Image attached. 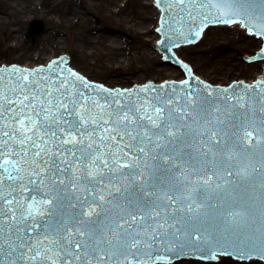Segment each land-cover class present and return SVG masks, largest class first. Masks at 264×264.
<instances>
[{
    "label": "snow or ice",
    "instance_id": "obj_1",
    "mask_svg": "<svg viewBox=\"0 0 264 264\" xmlns=\"http://www.w3.org/2000/svg\"><path fill=\"white\" fill-rule=\"evenodd\" d=\"M158 2L181 23L264 35V0ZM11 71L21 75L0 76V264L264 255V89L141 96L70 69L59 79Z\"/></svg>",
    "mask_w": 264,
    "mask_h": 264
},
{
    "label": "water",
    "instance_id": "obj_2",
    "mask_svg": "<svg viewBox=\"0 0 264 264\" xmlns=\"http://www.w3.org/2000/svg\"><path fill=\"white\" fill-rule=\"evenodd\" d=\"M158 5L162 8L163 12L160 19L161 27L158 28L159 32L162 34V39L157 44L156 48L166 53L167 60H172L174 64L179 65L184 69L187 75V79L185 80H171L161 84L147 82L143 85L135 84L130 89H123L120 87L111 89L103 84L88 80L75 69L71 68L67 64L68 58H66V56H60L59 58H54L57 56H53L52 58L54 59L49 63L48 66L41 65L35 67L34 69H30L29 65H27L28 68H23L17 64L2 66L0 67V70L3 71H0V76L15 75L18 77L21 75L20 72L13 74L11 71L13 68H16L25 70V72L34 73V76L30 77V79L48 77L59 79L62 77H67L68 72L66 70L70 69L72 72L84 77L91 85H102L103 88L107 89L109 92L114 93L116 91H131L138 92L141 96H151L153 94L152 89H156L157 91L163 89L164 92H169L170 94L174 91L177 95V98L186 95L188 92H191L193 96L199 93H206L212 97L223 98L225 96H244L246 98L248 95L254 96L264 89V84L261 83L264 81V76H260L264 75V61L253 63H248L245 61V56L253 54L261 48L263 38L251 34L243 28L241 22H237L232 23L231 25L211 26L206 29L204 37L198 43L177 47L175 51L182 58H184L185 61L190 63L195 73L200 75L202 78L211 81L212 83L227 84L231 80L239 78H245L247 81L252 82L259 76L254 84H248L241 80L233 81L228 86L213 85L210 82L202 80L200 77L195 75L192 72L191 66L188 63L182 61L175 54L173 47L182 43L188 44L194 42L201 37L202 30L205 27L210 24H219L223 22H207V26L205 27H201L199 20L194 22L184 20L181 23L178 21L174 10L165 11V5L163 3L158 2ZM45 27L46 24L44 20L33 19L28 27L26 34L27 40H36L37 37L45 31ZM248 28H252L255 33L259 31V29L254 27L252 24H249ZM197 33H199V35H197ZM156 43L157 42H149L148 44L154 46ZM261 51H264V43L263 48L259 50L256 55L248 57L247 59L249 61L264 59L258 58V54L261 53ZM62 54L70 57V53H64L63 51ZM163 58H159V63H163ZM185 65L187 67H185ZM149 80L152 81L153 79ZM146 81H144V83ZM184 81H187V84H184ZM137 83H139V81ZM148 86L151 87L149 88ZM88 91L91 92L93 89L90 88ZM95 91L99 95H106V93L100 92L98 87L95 88ZM216 253H232L241 258L260 257L264 259V255H261V253L258 251L249 252L247 256H244L237 254L231 249H217L215 251V258ZM158 254L161 257L160 261H167L168 257L172 258L173 260L177 258H188L190 256L198 258L199 255L205 256V260L212 259L209 254L203 252H185L180 256H173L164 251H160ZM166 256L167 259H165ZM214 262L217 264L218 259L214 260Z\"/></svg>",
    "mask_w": 264,
    "mask_h": 264
},
{
    "label": "rangeland",
    "instance_id": "obj_3",
    "mask_svg": "<svg viewBox=\"0 0 264 264\" xmlns=\"http://www.w3.org/2000/svg\"><path fill=\"white\" fill-rule=\"evenodd\" d=\"M48 3H51L54 0H45ZM72 4L77 6L82 14L86 17L83 20V23L78 26L73 25V20L69 18L65 24H63L60 29L59 36L61 37V44L59 48H43L40 51H36L33 56L26 57L24 53H20L19 49H23L27 51L31 48L32 45H35L40 38L46 33L51 32L53 21L60 23L62 16H70L69 11L72 5L60 4L56 7V10L53 12H36V11H27L23 14H3L6 19L11 20V25L15 28L16 34L19 36V40L10 37L6 32V26H0V61H7L8 63H28V64H45L47 63L54 54H61L63 46L69 41V48L67 52L71 53V57L73 59V63L84 73H86L87 77L93 80H97L99 82L105 83L109 86H116L122 84H133L136 79H155V80H163L167 78H176L179 77V74H173L169 70L163 69L164 67H176L167 63L165 60L163 63H159V58H161V54L153 53L152 50H155L153 45L148 44L149 42H154L155 36L159 33L157 32L156 27H153L151 33L134 31L132 32L126 25H120L117 21L123 15H130L134 12V9L143 10V4H145V0H70ZM156 5H153L155 7ZM122 7L124 12L123 14H117L116 9ZM54 17V18H52ZM71 17V16H70ZM34 18L43 19L46 23L45 31L35 40V41H27L26 33L30 21ZM86 19L91 21L92 26L97 29L96 32H92L91 35L97 33H105L107 35H118L119 37H124L127 39L129 46L126 49L127 58L124 62V69L128 71L125 75L121 77L117 76V71H107L101 65H96L94 68H91L87 65H83L82 54L80 51H77L74 46V37H69L68 34H71L73 31L79 33H87L91 30H88V27L91 26L87 24ZM152 20L147 19V22ZM135 34H139V37ZM21 41V46L15 48L13 43H17ZM155 55V56H154ZM163 58V57H162ZM92 63L96 62V58L94 56L89 57ZM183 73V72H182ZM125 76V77H124ZM172 76V77H171ZM123 77V78H122ZM222 257L226 259L225 264H257L255 261L257 259L245 260L238 259L234 256L229 255H221L218 258L217 264H223ZM210 263L216 264L213 261ZM169 264V263H168ZM171 264H208L203 260H198L194 258L182 259ZM259 264H261L259 262Z\"/></svg>",
    "mask_w": 264,
    "mask_h": 264
},
{
    "label": "bare ground",
    "instance_id": "obj_4",
    "mask_svg": "<svg viewBox=\"0 0 264 264\" xmlns=\"http://www.w3.org/2000/svg\"><path fill=\"white\" fill-rule=\"evenodd\" d=\"M156 0H145V4H143V7L145 8V11L134 9V12L132 14L123 15L117 23L120 25H126L129 30L132 32L134 31H141V32H148L151 33V30L153 27L157 28V25H159V17H160V9L158 6L153 7L155 5ZM60 4H66V5H72L70 8L69 14L70 16H62L60 23L53 21V26L51 32H46L40 40L35 44L32 45L30 49L27 51L23 49H19L20 53H24L26 57H31L33 54L38 50L41 52L43 48H59L61 44V37L59 36L60 29L63 24L66 23V21L71 18L73 20V25L78 26L79 24L83 23V20H85V16L82 14V11L75 5L72 4V1L70 0H54L51 3H48L45 0H0V13H3L5 15L9 14H23L27 11H36V12H53L56 10V7ZM117 14H123L124 10L122 7H119L116 9ZM54 18V17H52ZM83 18V20H82ZM147 19H150L152 21L147 22ZM86 22L91 27H88V30H91L87 33H77L72 32L71 34H68L69 37H74V46L77 51H80L82 54V64L87 65L91 68H94L96 65H101L104 67L107 71H117V76L121 77L122 75H126L128 71L124 69V62L127 58L126 49L127 47H131L128 44L127 39L124 37H119L118 35H107L105 33H97L96 35L91 33L94 31L96 32L97 29L92 26L91 21H88L86 19ZM6 26L7 28V34L15 38L16 40H19V36L15 32V28L11 25V20L6 19L4 15H0V26ZM139 37V34H135ZM160 37V34L155 36L154 42H158ZM15 48H18L21 46V41H18L17 43H13ZM69 48V41L63 46L62 52L63 53H69L67 52ZM153 53H159L157 49L152 50ZM61 54H54L53 56H58ZM161 54V53H160ZM90 56H94L96 58V62L92 63L89 59ZM155 56V55H154ZM162 58V54H161ZM52 59V58H51ZM3 63H8L5 61H0V66L3 65ZM69 64L77 69L79 72L86 75V73L83 72V70L79 69L74 63L73 59L71 57L70 53V61ZM23 67H27V65L31 67H34L38 64H28V63H21ZM165 70H171L170 72L173 74H179V77H176L175 79H182L185 77L184 70L181 67H164ZM183 72V73H182ZM125 77V76H124ZM172 77V76H171ZM123 78V77H122ZM149 79H136L135 81L141 84L144 83V81ZM155 82H160L161 80H155ZM132 84H122L121 87H130ZM117 86V85H116ZM115 87V86H111ZM220 257V256H218ZM254 260V259H253ZM253 260L251 262H253ZM224 261V262H223ZM226 259L222 257V262L225 264ZM257 264L259 262L261 264H264L263 261H255ZM157 264H166V263H157ZM208 264H212L208 262ZM242 264H248V263H242Z\"/></svg>",
    "mask_w": 264,
    "mask_h": 264
}]
</instances>
